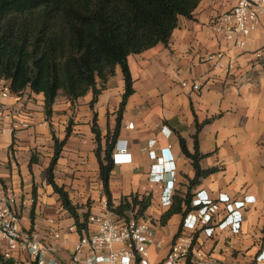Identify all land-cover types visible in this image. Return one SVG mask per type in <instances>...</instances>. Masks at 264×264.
I'll list each match as a JSON object with an SVG mask.
<instances>
[{
	"label": "crops",
	"instance_id": "obj_1",
	"mask_svg": "<svg viewBox=\"0 0 264 264\" xmlns=\"http://www.w3.org/2000/svg\"><path fill=\"white\" fill-rule=\"evenodd\" d=\"M235 1L201 0L192 18L180 16L168 45L158 43L130 54L128 63L134 92L122 111L125 81L119 66L93 107L91 92L73 100L60 92L50 115L45 110L43 93L27 88L20 95L2 99L4 113L11 109L19 115L33 116L43 124L12 132L10 118L0 116V189H14L21 205L22 225L32 226L39 235L46 234L50 219H57L66 231L65 241L59 244L61 258L69 257L78 233L68 231L74 219L65 217L68 212L47 180V167L54 154L52 131L59 139L66 138L54 171L57 183L65 185L75 203L85 206L81 211H101L106 195L92 130L96 112L103 134L113 130L121 116L118 139L128 141V153L116 155L110 175L114 202L119 203L123 195L132 192L152 195V204L147 209L156 223V243L149 250L152 261L167 254L182 223L180 214H174L165 225L160 222L168 208L162 204V196L168 192L167 179H173L175 190L183 191L188 177L195 175L191 159L182 150L180 137H185L189 149L193 150L192 135L197 122L211 118L199 132L200 150L205 154L201 165L218 169L202 178L193 192L205 188L212 195L224 191L237 198L254 195L256 200L245 207L239 233L225 229L208 236L200 230L196 232L198 245L221 263L262 264L263 259H258V255L260 247L264 246V63L258 61L253 52L264 43V22L261 21L243 47L220 39L211 22L216 15L229 10ZM220 52L221 57L217 56ZM184 80L188 81L186 86L182 84ZM196 81L201 83L199 89L192 87ZM130 121L134 122L132 128L128 127ZM44 142L49 147L48 156L42 162H34L31 171V149L44 147ZM13 143L14 151L11 150ZM148 145L151 149L171 146L176 161L173 177L167 174L161 181L151 179L153 159ZM5 149L7 157L1 154ZM29 179L36 184L33 185L37 192L35 205L33 196L30 197L34 187L25 182ZM32 208L35 217L40 209L44 223L34 221L32 225ZM169 223H173L170 233L162 229ZM230 241L235 248L229 247ZM235 249L242 251L235 256L232 252Z\"/></svg>",
	"mask_w": 264,
	"mask_h": 264
},
{
	"label": "trees",
	"instance_id": "obj_2",
	"mask_svg": "<svg viewBox=\"0 0 264 264\" xmlns=\"http://www.w3.org/2000/svg\"><path fill=\"white\" fill-rule=\"evenodd\" d=\"M201 0H0V83L10 82L11 91L22 94L27 88L43 93L45 110L51 114L52 105L60 92L71 100L91 92L93 107L107 81L122 70L125 89L120 111L134 92V79L128 63L130 54L139 53L158 43L168 45L180 16L193 17ZM211 118L197 122L194 147L190 150L185 137H180L184 154L195 168L194 177H188L186 190H175L171 204L162 213L160 222L168 223L174 214L184 218L193 208V189L202 178L218 167L204 168L201 159L199 132ZM121 116L115 128L103 134L95 112L92 130L97 143L96 155L108 208L119 215L146 216L152 204V195L130 193L119 203L113 200L110 175L114 167L113 150L118 139ZM70 130H67L69 136ZM14 138V134H13ZM54 154L47 167V180L59 195L62 206L74 219L79 232L88 227L90 209L75 203L65 185L55 179V167L66 138L59 139L52 131ZM103 139L105 142L103 143ZM35 155L30 166L36 162ZM33 205L37 200L36 187ZM32 225L35 221L31 211ZM200 231V230H198ZM0 264H19L14 258L0 253ZM188 264H192L188 261Z\"/></svg>",
	"mask_w": 264,
	"mask_h": 264
},
{
	"label": "built area",
	"instance_id": "obj_3",
	"mask_svg": "<svg viewBox=\"0 0 264 264\" xmlns=\"http://www.w3.org/2000/svg\"><path fill=\"white\" fill-rule=\"evenodd\" d=\"M261 21L264 22V0H236L229 10L214 17L211 27L220 39L243 47ZM253 53L258 61L264 63V43ZM222 55L220 52L217 56ZM182 84L186 86L188 81L184 80ZM200 85L196 81L192 87L199 89ZM13 94L10 82L3 80L0 83V116L10 118L9 129L14 132L42 125L33 116L19 115L11 109H5L6 113L1 111L2 99ZM128 127H134V122H128ZM148 149L153 159L151 179L161 181L167 174L173 177L176 161L171 146L151 149L148 145ZM127 153L128 141L117 139L113 152L114 161L116 155L120 157ZM167 180L168 192L162 196V204L168 207L175 188L173 179ZM255 200V196L250 194L237 198L224 191L212 195L205 188L196 190L192 197L193 208L186 214L181 232L172 240L167 254L158 261H152L149 250L156 243L154 219L150 215H119L108 208L106 196L103 209L90 212L88 227L82 228L81 233L75 224L69 225L68 231L77 232L78 238L74 241L69 257L61 258L59 244L65 241L66 231L57 219H50L44 236L39 235L32 226H23L19 198L13 188L6 187L0 189V253L14 258L19 264L26 260L28 264H188L189 260L192 264H231L218 262L209 256L198 245L196 232L202 230L208 236H214L229 229L234 234L239 233L244 209ZM228 245L235 248L232 241ZM261 258L264 259V248L258 255V259ZM261 263L264 264V261Z\"/></svg>",
	"mask_w": 264,
	"mask_h": 264
},
{
	"label": "rangeland",
	"instance_id": "obj_4",
	"mask_svg": "<svg viewBox=\"0 0 264 264\" xmlns=\"http://www.w3.org/2000/svg\"><path fill=\"white\" fill-rule=\"evenodd\" d=\"M30 91H32L30 88H28ZM14 134V133H13ZM48 144H46L45 142H44V147L43 146H41V148L39 149L38 147H35V148H32L31 149V155H30V157L32 158V156L33 155H35V157H36V159H37V161H39V162H42V161H44V159L46 160V157L48 156V155H46V153H48L49 152V147L47 146ZM10 148V147H9ZM11 150H13L14 151V143L11 145ZM8 151H7V149H5V150H1V154H5V156L7 157V155H8V153H7ZM10 157L12 158V163L14 162V154L13 153H11V155H10ZM42 157V158H41ZM30 170L32 171V165L30 166ZM15 174V173H14ZM13 179H14V176L12 177ZM9 179H11V178H9ZM25 182H27V183H31L32 184V186L33 185H36V184H34L33 183V181L32 180H25ZM34 187V186H33ZM31 196H33V191L32 192H30V197ZM39 211H38V214H36V217H35V221L38 223V224H41V223H44V217H43V214L41 213V211H40V209H38ZM70 216V214L69 213H66V216L65 217H69ZM71 217V216H70ZM23 220V219H22ZM162 229L164 230V231H167V232H169L170 233V230H172L173 229V223H169L168 224V226H166V227H162ZM263 248H264V246H261L260 247V249H261V251L263 250ZM242 251V250H241ZM241 251H239V250H237V249H235L234 251H232V252H234L235 253V256H237V255H239V252H241ZM263 261H264V259H263Z\"/></svg>",
	"mask_w": 264,
	"mask_h": 264
}]
</instances>
